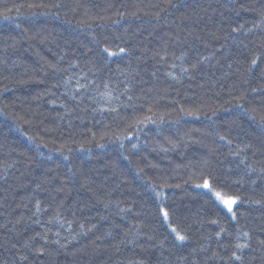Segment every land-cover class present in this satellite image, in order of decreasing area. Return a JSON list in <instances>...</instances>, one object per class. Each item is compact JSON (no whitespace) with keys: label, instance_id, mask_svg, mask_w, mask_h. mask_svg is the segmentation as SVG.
<instances>
[{"label":"trees","instance_id":"trees-1","mask_svg":"<svg viewBox=\"0 0 264 264\" xmlns=\"http://www.w3.org/2000/svg\"><path fill=\"white\" fill-rule=\"evenodd\" d=\"M261 7L264 0H0V225H7L0 227V264L20 255L28 256L25 264H205L213 251L224 255L219 226L207 221L218 217L232 234L223 243L237 227L195 187L209 175L244 200L239 226L251 233L244 264H264V207L250 203L264 200V93L250 92L264 88V31L253 28ZM117 37L130 52L105 64L99 47L107 41L115 50ZM181 53L184 67L209 59L188 73L170 69ZM255 55L261 61L250 75ZM84 76L87 91L65 96ZM109 90L119 99L98 95ZM242 94L244 108L236 106ZM153 186L187 241H176L161 220ZM57 232L67 249L31 240L47 233L51 241Z\"/></svg>","mask_w":264,"mask_h":264},{"label":"snow or ice","instance_id":"snow-or-ice-1","mask_svg":"<svg viewBox=\"0 0 264 264\" xmlns=\"http://www.w3.org/2000/svg\"><path fill=\"white\" fill-rule=\"evenodd\" d=\"M175 5H173L174 7ZM29 7L32 8H39V7H44L47 8L49 7V5L47 4H33V5H29ZM52 8H56V9H60L63 7L62 4L60 3H54L51 5ZM111 7V5L109 6ZM241 7L243 8L244 5H241ZM163 10V9H162ZM18 11V9H17ZM258 11V15L260 17V22L259 23H254L253 28H260L262 31H264V7H261L260 9L257 10ZM120 18H123L125 13L120 12L119 10H117L116 13ZM133 15H136V13H133ZM157 17L159 16L158 13H156ZM10 17L5 15L4 19H9ZM101 19H103V17H101ZM116 23H119V20L115 21ZM244 28V25H239V27L237 28H233L232 31L233 32H237L240 31L241 29ZM252 28L248 29V32H252ZM122 39L120 37L114 38L112 43L115 45V50H113L112 48L108 47L107 41H104V46L103 47H99L101 42L100 41H96L97 46L99 47V52L97 53V55L99 56L100 60H102L105 64L108 63L109 58L112 57H119V56H123V55H128L130 52V49L125 47V46H121L120 44H117L116 41ZM167 56V53L165 51V53L163 55H160V59L161 60H165ZM187 56V53H181L180 56L175 57V60H179L181 61L180 64H177L175 62V60L173 61V63H171L169 65L170 69H176L179 68L181 72L183 73H188L190 70H194L197 68V66L203 62H205L206 60L209 59V57H202L199 60L196 61V63L191 64L189 67H184L183 61L185 60ZM261 61V56L260 55H255L253 56V58H251L250 62H249V66H248V73L250 75L254 74V70L257 69L259 67V63ZM54 67V66H53ZM231 67V66H230ZM122 75H124V73H121ZM167 76L171 77L172 79H178V76L175 75V73L173 71H168L166 73ZM260 76L262 79H264V69L260 70ZM72 78L69 77L68 81H65V87L67 89L68 83L70 82ZM81 79H87L86 76L81 77L80 79L76 80V84L74 89H68L64 95L68 96L69 99L72 100H76L77 98V94H79L81 92V90L87 91V84L86 83H81ZM245 83H250L249 80H245ZM56 87H59V85H56ZM97 88H99V86H97ZM104 88L108 89L109 85L108 83L104 84ZM125 91H127V89H125ZM250 92L253 94H260V93H264V88H260V87H251L250 88ZM69 93H72L71 95ZM98 95L102 98L105 99L107 101H111L112 99H116L118 100L119 97H113L111 91H103V92H98ZM129 100H131V96L128 97ZM246 99V94H242L240 97H237V103L236 106L240 107V108H244V104L240 103L241 100ZM94 102L95 99H94ZM53 103H55V101H53ZM64 105H61V107H63ZM106 111H111V112H116L117 109L116 108H108L105 109ZM149 111H151V109H149ZM181 111H184V109H181ZM198 111V110H197ZM254 114L256 113V109L253 108L251 110ZM186 115H196V112L193 111H188L185 113ZM213 115H215V112H213ZM253 119H256V115H253L252 117ZM148 119L150 122L155 123V121H152L151 118H146ZM137 123H143V121H138ZM259 126L261 127V131L262 133H264V115H260L259 116V120H258ZM211 134V133H209ZM128 139H131V137H127ZM218 138L221 141H224L225 143L231 145L232 141L230 139H228L226 136L224 135H218ZM29 140H33L32 137H29ZM37 147H40L41 145L37 144ZM44 147H47V145H43ZM99 147H104L103 144L98 145ZM121 147H123V144H121ZM136 145H133V148H135ZM245 148H251V145H246ZM61 151V155H63V150H59ZM68 151H71V149H68ZM245 151V149H239L238 151H236L235 153H233V155L239 156L241 152ZM65 160H68L69 157L64 155L63 157ZM247 159V157H244L243 159H241V163H244L245 160ZM250 168V166H248ZM71 171V169H69ZM251 171H255V169H251ZM260 171L262 173H264V168L260 169ZM201 183H197L195 184V187L198 189H202L205 190L206 194L209 196V202L214 204V205H218V212L220 210H222L224 212V214L226 215L227 219L235 222V224L237 225V227L235 228V237L234 239L230 240L228 243H223L222 242V236L224 235H232L231 233L227 232V229L220 224V220L219 218H213L207 221V223L211 224V225H217L219 226V230L215 232V237L217 239L218 242V246L224 249V255H221L218 251H213L212 255L207 257V260H212V259H219L222 264H244V259H243V252L245 249H249L251 247V233L248 230H244L243 227L239 226V222L241 220V218H243L244 214L242 212L239 211V205L244 203L243 198L232 192L229 188V185L227 182L221 183L220 181L216 180L214 177H212L211 175L209 176H201ZM233 183L235 184H240L241 180H236L233 181ZM253 184H255V181H252ZM219 185V186H217ZM36 188L39 189L40 185L37 184ZM153 192L155 193V196L158 200V204H157V212L161 218V220L163 222H166L170 232L172 234H174L175 240L178 242H185L187 241L190 237L187 234L186 231L182 232L180 228L173 226L171 221H172V214H171V209L167 206L166 202H165V198H164V193L160 192V191H156L155 187L153 186ZM251 204H255V205H259L261 207H264V200L262 199H256V200H250ZM35 210L36 213H39L42 211V207H41V202L39 200H37L35 202ZM35 215V213L33 214ZM36 223H39V221H35ZM49 223H52V220L49 221ZM200 223H204V221H200ZM0 227H7V225H0ZM61 227H63V224H61ZM81 228L84 227V225H80ZM95 227V226H93ZM189 227H191V225H189ZM89 231H91V229H89ZM109 235H111V233H109ZM55 236L57 237L56 239H52L51 241H49V237L47 235V233H45L44 235H41L40 233H37L35 236L31 237L32 241H35L37 239L43 241L44 245H48L49 242L53 245H56L58 247V249H67L68 244L67 243H62L61 240L59 239V232L55 233ZM212 237L209 236L208 239L210 240ZM149 240H152L153 237H148ZM259 243L261 245H264V240L259 241ZM24 247L29 248L30 244L29 242H25ZM36 254L40 257H43L45 255V247H40L35 249ZM194 252L196 251L195 249L193 250ZM199 251L201 252H207L208 248H206L205 246L201 245ZM230 253V255H229ZM225 256H227V259H225ZM186 259V258H183ZM207 260L205 261V264H207ZM28 261V256L27 255H20L17 258V261L14 262V264H25V262ZM139 264H143V262H139ZM192 264H198L197 261H193Z\"/></svg>","mask_w":264,"mask_h":264}]
</instances>
